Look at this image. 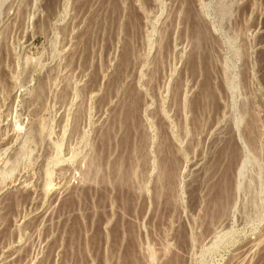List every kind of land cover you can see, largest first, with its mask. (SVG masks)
<instances>
[{
	"label": "rangeland",
	"instance_id": "374dc122",
	"mask_svg": "<svg viewBox=\"0 0 264 264\" xmlns=\"http://www.w3.org/2000/svg\"><path fill=\"white\" fill-rule=\"evenodd\" d=\"M0 264H264V0H0Z\"/></svg>",
	"mask_w": 264,
	"mask_h": 264
}]
</instances>
